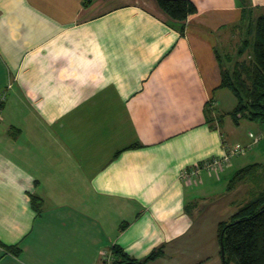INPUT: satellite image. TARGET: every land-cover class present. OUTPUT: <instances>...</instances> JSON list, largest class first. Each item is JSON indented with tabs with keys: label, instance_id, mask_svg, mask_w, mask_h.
Here are the masks:
<instances>
[{
	"label": "crops",
	"instance_id": "0c3cea01",
	"mask_svg": "<svg viewBox=\"0 0 264 264\" xmlns=\"http://www.w3.org/2000/svg\"><path fill=\"white\" fill-rule=\"evenodd\" d=\"M191 1L180 33L155 0H0V264H100L115 244L137 260L161 248L152 264H222L218 223L254 185L239 201L217 188L260 161L180 173L238 143L220 70L264 0Z\"/></svg>",
	"mask_w": 264,
	"mask_h": 264
},
{
	"label": "trees",
	"instance_id": "16d2710c",
	"mask_svg": "<svg viewBox=\"0 0 264 264\" xmlns=\"http://www.w3.org/2000/svg\"><path fill=\"white\" fill-rule=\"evenodd\" d=\"M155 1L167 15L168 22L183 33L187 17L196 12L195 4L191 0ZM243 12L242 30L247 35L244 36L236 57H228L226 60L230 64L235 61L232 68H223L221 65L219 86L230 89L236 97V105L226 113L236 124L241 119H246L264 127V12L253 20H250L249 12ZM245 50H248L249 58L239 60ZM217 57L219 58L218 55ZM226 61L223 65L228 63ZM259 165L264 167V163L256 162L237 170L229 180V186L233 187L239 180L247 178L249 170L260 168ZM252 193L229 219L218 223L217 240L222 264H264V187L257 190L254 186ZM41 202V198L32 195L31 204L38 212ZM2 246L7 252L19 253L16 245ZM110 251L113 256L112 264H152L160 255L161 248L153 249L140 260L130 257L120 245H113Z\"/></svg>",
	"mask_w": 264,
	"mask_h": 264
},
{
	"label": "rangeland",
	"instance_id": "374dc122",
	"mask_svg": "<svg viewBox=\"0 0 264 264\" xmlns=\"http://www.w3.org/2000/svg\"><path fill=\"white\" fill-rule=\"evenodd\" d=\"M113 1L114 0H110V4H112ZM246 33H244V30L241 29L240 36H242V38H243L245 35H247ZM237 44H238V42H236V45ZM233 53H235L234 45L232 47V54ZM247 54H248V50H245V52L242 55H240L238 59L242 60V59H244V57H246V59H248L249 56ZM231 57H236V54L231 56ZM234 62L235 61H232L231 64L228 62L224 65L222 62V66H223V68H230L231 69L232 66L234 65L233 64ZM229 93H231V92H229ZM225 108H229V107L225 106ZM218 110H219V112H226V110L222 109V108H219ZM224 121H225V126H224L225 128L227 126L231 127V125H234V123L232 124L231 118L229 116H227L224 119ZM248 130H250V131H248ZM238 131H239L238 132L239 138H237L238 143H241V144L247 146V143L251 139V138L250 139L247 138V136H246V134L248 132H251L253 136H256L258 139L260 138V140H259L258 144H254L250 147L247 146L246 151L244 153L232 158L230 166L232 165V168H233L235 166V163H236L239 165V167H241L245 163H248L251 161L254 162L256 160H259L261 163H264V127L261 126L260 124H258L257 122L241 119V126H240V128H238ZM259 166H260V168H253V169L249 170V173L247 174V178H250V179L248 181L238 185V188L237 189L235 188L236 190L233 189V191H228V190L224 189V184L221 183L222 185L219 188H217V192L220 193L221 191H223V194L225 196H229L231 199L233 198V200L237 199L239 201L242 198L243 193H245V191H246L245 185H250V186L254 185L255 189H257V190L264 187V167L262 168V165H259ZM242 204L243 203L239 202L240 206Z\"/></svg>",
	"mask_w": 264,
	"mask_h": 264
},
{
	"label": "built area",
	"instance_id": "2783aa9c",
	"mask_svg": "<svg viewBox=\"0 0 264 264\" xmlns=\"http://www.w3.org/2000/svg\"><path fill=\"white\" fill-rule=\"evenodd\" d=\"M10 86L11 83H8L7 86L0 91V115L2 103L8 94ZM249 136L253 138V143L258 141V138L253 136L251 132H249ZM246 148L247 146L241 143L226 145L224 146V152L221 155H212L189 168L182 169L180 177L185 183L193 184L201 180V175L204 172L208 174H219L220 171H223L226 167L230 166L232 158L244 153ZM112 261L113 256L111 251L104 250L101 254L100 264H112Z\"/></svg>",
	"mask_w": 264,
	"mask_h": 264
}]
</instances>
